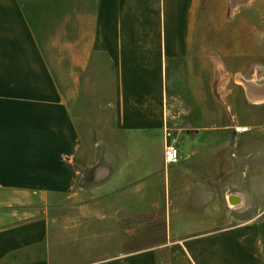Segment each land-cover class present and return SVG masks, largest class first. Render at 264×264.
<instances>
[{
    "label": "crops",
    "instance_id": "crops-1",
    "mask_svg": "<svg viewBox=\"0 0 264 264\" xmlns=\"http://www.w3.org/2000/svg\"><path fill=\"white\" fill-rule=\"evenodd\" d=\"M207 1L205 13H199L198 0H0V264H264V208L217 228L198 211V231L190 232L171 220L189 216L177 211L190 208L181 199L171 207L172 183L163 180V240L123 252L118 224L124 202L144 201L146 193L127 180L81 186L76 180L80 104L98 63L107 79L99 87L108 89L94 109L100 159L101 150L114 146L120 155L114 162H122L99 163L96 179L101 169L112 167H163L161 175L173 181L198 180L195 191L207 184L221 202L245 201L251 186L264 185V129H213L218 139L204 146L198 127L189 135L188 128L176 127L170 139L182 142L177 160L162 159L165 124L198 122V109L192 113L197 104L185 103L184 112L172 115L174 90L171 94L166 75L174 73L177 60L182 70L186 58L197 60L198 41L219 40L217 12ZM258 21L243 17L241 40L244 65L257 57L260 68L264 49L250 46L254 29L264 41V21ZM221 24L234 33V24ZM234 44L228 47L233 53ZM108 106L123 136L122 151L101 121ZM79 190L85 198L76 204ZM202 206L198 200V210Z\"/></svg>",
    "mask_w": 264,
    "mask_h": 264
},
{
    "label": "rangeland",
    "instance_id": "rangeland-1",
    "mask_svg": "<svg viewBox=\"0 0 264 264\" xmlns=\"http://www.w3.org/2000/svg\"><path fill=\"white\" fill-rule=\"evenodd\" d=\"M207 2V0H198L199 13L201 10L205 13ZM260 2L263 4L262 10L258 9ZM245 4L250 5V10L244 8ZM211 6L214 7L213 12H217L218 18L214 19L213 22L218 23L219 40L198 41L197 60L194 57L186 58L188 63L185 70H182L183 66L179 65L177 60L174 73L168 71L166 75L170 93L172 94L174 90L172 115L184 112L182 109L185 103L198 105V108L192 110V113H195V110L198 109V122L182 125L172 116L171 119L174 120L165 124L170 135L176 127L188 128L187 135L192 128L198 127V136L202 131L201 137L204 146H210L212 141L218 139L210 133V130L213 129H233L236 126L245 127V125L247 128L264 129V69H262L264 67L259 68L257 57L252 58L251 55V64L244 65L243 46L245 42L241 40L244 38L241 31L243 17H248L251 22L254 21V25H260L259 18L264 21V0H211ZM222 22L234 24V33L232 34V31L227 30L226 25L221 24ZM257 34L256 29L250 33L251 50L254 47V50L264 49V41L258 40L259 38L255 37ZM233 40L235 43L234 53L232 48L228 49ZM200 45L203 48L211 49H200ZM218 46H220V50ZM105 81L107 82L105 73L99 72V65L98 63L95 64L86 78L88 85L83 93L84 103L80 104L81 119L78 121V125L82 143L75 161L76 168H78L76 180H80L78 181L80 186L88 185V183H92V180H127L128 183H139L140 192L146 193L144 201L124 202L123 215L119 218L118 224V227L123 231V252L155 245L163 240L165 230L163 202L167 196V185L164 181L163 187V180H171L172 183L168 192L171 207L174 202L183 200L182 203H187V207L190 208L189 210L177 211L188 213L189 216L172 217L171 220L176 222L175 225H179L180 229L185 228L190 232L198 231V219H200L198 218V211L207 215L203 217L211 222V228H217L247 219L253 213L258 215L259 211L264 208V185L251 186L252 189H249L245 201L242 198L243 201L228 202L224 198L221 202L212 197L210 186H206L210 180H204L203 183L206 184L203 185L204 190L198 192L194 189L195 181L198 182V180L173 181L170 175H161L163 167L137 170L112 167L107 170L101 169L103 175L96 179L94 176L96 172L100 171L99 163L116 166L122 162V160L118 163L114 162L115 159H120L119 153L117 155L114 153V146L107 152L101 150L103 159H100L97 131L99 114L94 109L97 103L102 101L108 93V89L99 87L104 85ZM105 108L101 113V121L105 124L106 129L111 132L109 139L113 142L117 139L120 143L118 149L122 151L125 149L121 143L123 136L120 134V130L116 129L114 111L109 106ZM249 124L251 126H248ZM116 130L118 134L114 135ZM198 140L200 141V138ZM181 143H175L177 150ZM122 155L124 160V152ZM88 164L90 165L87 166ZM158 175L161 176L157 180ZM179 188L182 189L181 192H178ZM79 192L76 195V204L78 202L81 204L80 201L85 198L82 191L79 190ZM186 199L190 200L185 201ZM201 199L203 210H198V200ZM97 207V202L92 205V208ZM203 217L201 218L203 219Z\"/></svg>",
    "mask_w": 264,
    "mask_h": 264
},
{
    "label": "built area",
    "instance_id": "built-area-1",
    "mask_svg": "<svg viewBox=\"0 0 264 264\" xmlns=\"http://www.w3.org/2000/svg\"><path fill=\"white\" fill-rule=\"evenodd\" d=\"M235 131H243V128H234ZM164 143L162 149V159L164 163H171L176 160L177 149L173 140L170 139V132L168 128H164Z\"/></svg>",
    "mask_w": 264,
    "mask_h": 264
},
{
    "label": "bare ground",
    "instance_id": "bare-ground-1",
    "mask_svg": "<svg viewBox=\"0 0 264 264\" xmlns=\"http://www.w3.org/2000/svg\"><path fill=\"white\" fill-rule=\"evenodd\" d=\"M238 128H243V130L246 129V127H238ZM233 202H236L238 200V198H231Z\"/></svg>",
    "mask_w": 264,
    "mask_h": 264
}]
</instances>
